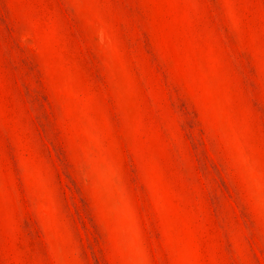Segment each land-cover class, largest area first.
<instances>
[{
	"label": "rangeland",
	"instance_id": "1",
	"mask_svg": "<svg viewBox=\"0 0 264 264\" xmlns=\"http://www.w3.org/2000/svg\"><path fill=\"white\" fill-rule=\"evenodd\" d=\"M0 264H264V0H0Z\"/></svg>",
	"mask_w": 264,
	"mask_h": 264
}]
</instances>
